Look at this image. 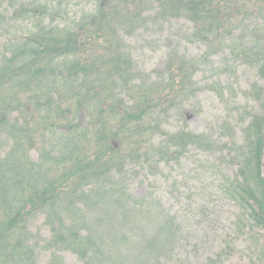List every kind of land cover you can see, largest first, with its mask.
<instances>
[{
  "label": "trees",
  "instance_id": "16d2710c",
  "mask_svg": "<svg viewBox=\"0 0 264 264\" xmlns=\"http://www.w3.org/2000/svg\"><path fill=\"white\" fill-rule=\"evenodd\" d=\"M72 1L0 0V29L6 36L0 138L10 143L0 157V264H35L26 226L39 213L64 229L48 245L72 250L83 264L128 259L125 239L106 248L103 236L80 234L87 216L80 207L97 211L130 201L140 206L144 198L126 191L120 177L131 161L145 158L155 168L165 161L179 163L194 147L213 149L207 134L162 128L170 111L198 92L195 77L207 67L205 60L219 55L222 62L210 67V88L223 75L235 82L241 67L264 80V0ZM152 9L155 15L149 14ZM177 18L191 23L185 39L203 45L204 55L190 60L172 48L162 68L143 71L130 38L151 31L150 21ZM251 89V98L264 107V87L254 83ZM238 113L241 122L250 120L242 127V144L228 135L222 146L225 158L238 167L234 177L223 179V188L239 207L231 223L237 227L235 238L248 234L264 264V111ZM223 131H230L229 124ZM157 134L165 138L153 145ZM32 150L39 152L38 161L31 159ZM65 216L71 219L65 222ZM173 224L165 216L150 235L143 252L147 260L174 250L178 230ZM226 254L207 264L222 262Z\"/></svg>",
  "mask_w": 264,
  "mask_h": 264
},
{
  "label": "rangeland",
  "instance_id": "374dc122",
  "mask_svg": "<svg viewBox=\"0 0 264 264\" xmlns=\"http://www.w3.org/2000/svg\"><path fill=\"white\" fill-rule=\"evenodd\" d=\"M87 1L72 2L85 4ZM149 14L155 15V11L152 9ZM148 24L151 31L141 30L130 38L134 46L133 58L143 71L151 73L153 69L162 68L166 54L172 48L178 47L179 53L190 60H198L204 55L203 45L185 39L191 33V23L187 19H162ZM3 31L0 29V59L6 38ZM149 40L152 44L148 43ZM221 63L219 55L205 60L202 65L207 64V67L198 71L195 77L199 87L196 95L181 108L170 111L162 122V128L167 133L185 128L195 134H207L215 145L213 149L204 151L194 147L179 163L165 161L155 164V168H152L154 163L146 164L145 158L139 162L131 161L120 177L126 191L135 198H144L146 202L140 206L130 201L119 208L112 202L107 204L108 208L101 206L97 211L96 208L89 209L90 205L80 207L87 209L86 220L80 223L81 235L87 236L92 232L96 236H103L106 248H110L114 240H126L128 259L119 264H207L224 251L227 252L225 259L217 264H261L258 261V245L249 235L235 238L237 227L231 223L239 207L226 194L223 179L234 177L238 167L225 158L221 149L223 144L228 143V135H235V139L242 144V127L248 124L250 118L241 122L238 118L242 113L238 111L263 113L261 101L251 98L249 91L252 92L250 88L254 83L264 87V80L256 72L241 67L235 82L223 75L210 88V67ZM228 84L231 88L227 87L224 91L222 88ZM234 107L240 110H232ZM16 116L13 114L11 120ZM225 124H229L230 131H223ZM164 138L157 134L152 138V144L158 145ZM9 146L7 139L0 138V157L7 153ZM30 157L38 161L39 152L32 150ZM125 210L128 217L124 215ZM165 216L174 221L173 226L178 230L175 231L177 241L174 250L167 254V248L159 256L156 253L153 260H147L148 255L143 253L147 240L165 220ZM68 219L71 218L65 216L64 221ZM48 222L50 220L44 213L37 214L27 222L31 243L35 246V264H83L72 250L48 245L51 239L64 231L58 224ZM53 225L57 231H54Z\"/></svg>",
  "mask_w": 264,
  "mask_h": 264
}]
</instances>
